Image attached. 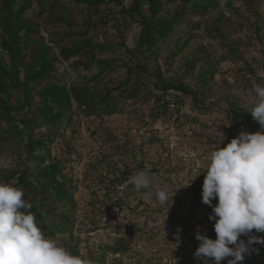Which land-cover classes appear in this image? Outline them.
I'll use <instances>...</instances> for the list:
<instances>
[{"label":"rangeland","instance_id":"374dc122","mask_svg":"<svg viewBox=\"0 0 264 264\" xmlns=\"http://www.w3.org/2000/svg\"><path fill=\"white\" fill-rule=\"evenodd\" d=\"M27 1L30 8L25 17L40 26L35 38L43 40L55 54L80 37L76 34L79 29L73 28L72 37L63 40L66 31L49 18L51 12L54 17L65 14L66 19L72 15L79 27L87 19H101L88 37L108 47L124 43L115 52L97 55V60H110L113 69L88 86L92 89L95 85L101 97L110 91L107 101L100 104L101 110L97 115H86L83 107L72 101L71 112L64 116L48 147L50 158L62 167L70 202H39L36 195L24 193L28 205L42 208L38 226L46 236H58L73 255L92 264H174L178 260L203 264L193 257L199 244L195 234L200 231L216 238L215 233L208 235L214 224L208 219L211 208L201 203L208 153L218 145L221 133L226 137L223 147L241 130H260L249 113L256 99L254 86H264V0H214L216 5L204 12L188 8L168 36L157 38L155 47L143 56L148 60L138 57L136 63L129 53L140 34V26L127 14L132 0H103L97 9L65 0ZM141 3L143 16L149 17L147 2ZM2 4L0 0V22ZM178 7V1H162V10L154 17L157 25L169 21ZM219 14L224 19L217 24ZM216 29H220L219 36ZM2 55L6 61V54ZM85 61L86 55L80 54L58 66L59 71H66L65 84L78 89L84 77L97 73L96 64L87 72L72 68ZM137 63L145 66L146 73L132 68ZM155 70L164 81L176 85L177 91L159 90L149 75ZM200 72L206 75L205 86L198 77ZM127 74L130 79L124 84ZM134 88L139 94L130 98ZM9 89L16 101L20 95ZM167 99H174V112L167 109ZM113 105L116 113L110 114ZM229 111L237 114L232 116ZM5 128L0 120V137L5 136ZM48 135L46 126L33 132L35 138ZM0 153L1 169L32 168L21 162L23 156L18 158L20 151L10 142ZM138 170L152 176V188L141 190L152 191L151 200H145L128 183ZM123 176L125 180L116 181ZM165 185L176 193L172 206L170 194L168 204L161 207L155 191ZM216 203L212 201L213 206ZM252 235L264 233L253 231ZM255 245L252 247L259 251L246 259L250 264H264L263 249ZM121 246L127 250L115 252ZM227 262L226 258L221 264Z\"/></svg>","mask_w":264,"mask_h":264},{"label":"trees","instance_id":"16d2710c","mask_svg":"<svg viewBox=\"0 0 264 264\" xmlns=\"http://www.w3.org/2000/svg\"><path fill=\"white\" fill-rule=\"evenodd\" d=\"M70 4L77 6H87V8H99L104 4L103 0H65ZM143 0H132L130 11L127 14L132 18L133 22L140 26V34L136 39V45H133V51H129L130 57L135 59L138 57L147 61L149 57H143L146 53L151 52L155 47L157 38L165 39L171 32L173 25L178 22L187 9H199L204 12L209 7L215 6L214 0H144L147 2V12L149 17L143 16L142 2ZM164 1L167 4H173L178 1V9L174 16L169 20H164L161 25H157L154 17L162 10L161 4ZM248 0H245L247 2ZM1 12L3 14L0 22V120L6 124L3 134L0 137V151L6 148V142H10L11 146H15L20 155L18 158L23 159L26 165H32V168L8 170L0 168V182L13 183L14 187L22 189L24 193H32L36 195L39 202L51 201L58 203H69L71 200V192L63 180L62 167L56 159L50 158L49 145L53 142L64 116L72 110L71 102H75L78 106L83 107L86 115H97V111L101 110L100 104L107 101L110 91H107L104 97L99 96L97 88L93 85L88 87L90 83L102 78L104 73L112 72L111 61L108 59L97 60V55L105 52H115L121 46L115 45L108 47L104 44L94 43L88 34L94 30L100 23L101 19H87L83 21L81 27L74 21L72 15L66 19L65 14L53 16L51 10H54V4L51 5V20L56 25L62 26L66 31L64 39L72 37V29L78 28L77 36L80 40L77 43H71L68 46L61 47L55 54L51 47L46 45L41 39H36V33L39 31V23L29 20L25 17L30 5L27 0H2ZM224 19L219 14L217 24ZM216 34L220 35V29H216ZM29 58L25 60L29 46ZM232 49V48H231ZM6 54L7 60H4ZM80 54L86 55V61L73 65V69H82L87 72L93 64L98 65L96 74L83 78V84L77 89L73 84H65L63 78L66 71H59L61 64L70 59L76 58ZM137 72L146 73L144 65L136 64L132 67ZM131 69H128V73ZM150 77L155 79L159 90L168 92L169 90L177 91V86L172 85L161 78L158 70L149 73ZM211 76V75H210ZM203 86L207 84L206 75L202 72L198 75ZM124 84L129 82L130 76L127 74ZM8 85V87H7ZM121 87V86H120ZM16 89L20 97L15 101L11 95L10 89ZM139 94V89L134 88L130 91V98H135ZM3 96V97H1ZM20 99V100H19ZM159 97L156 100L159 101ZM19 100V101H18ZM11 103H8L10 102ZM116 113V108L108 111ZM240 112V111H237ZM108 113V114H109ZM229 113L235 116L237 113ZM18 114H22L19 117ZM234 119V118H233ZM46 126L50 130V135L46 137L33 136V132ZM1 154V153H0ZM47 162V163H46ZM123 176L116 181H123ZM67 182H70L67 180ZM40 206H31L26 211H30L36 217V220L42 218ZM215 233L213 227L209 228L208 235ZM121 244V243H120ZM120 244L118 246H120ZM256 246V245H255ZM263 249L264 244H259ZM127 250L126 246H121L115 252L122 253ZM122 251V252H121ZM74 254V253H73ZM76 255V254H75ZM231 259V258H227ZM174 264H184L178 260ZM241 264H250V260L246 257Z\"/></svg>","mask_w":264,"mask_h":264},{"label":"clouds","instance_id":"9594fccd","mask_svg":"<svg viewBox=\"0 0 264 264\" xmlns=\"http://www.w3.org/2000/svg\"><path fill=\"white\" fill-rule=\"evenodd\" d=\"M254 92L249 115L260 130H241L223 147L226 137L221 133L218 145L207 156L201 203L211 208L208 219L214 221L216 238L200 231L195 234L199 244L193 257L203 264H221L226 258H231L227 264H241L259 251L253 245L264 244V236L252 235L253 231L264 233V86L255 85ZM128 183L138 193L153 186L152 176L144 170L136 171ZM175 193L165 185L155 191L156 202L166 206L171 194L172 206ZM141 194L145 200L153 196L152 191ZM23 196L22 189L0 182V264H92L73 255L58 236H46L35 215L26 211L30 205Z\"/></svg>","mask_w":264,"mask_h":264},{"label":"built area","instance_id":"2783aa9c","mask_svg":"<svg viewBox=\"0 0 264 264\" xmlns=\"http://www.w3.org/2000/svg\"><path fill=\"white\" fill-rule=\"evenodd\" d=\"M166 106L170 112H174L177 108V105L175 104L174 99H167ZM118 189L122 190L123 187H119Z\"/></svg>","mask_w":264,"mask_h":264}]
</instances>
